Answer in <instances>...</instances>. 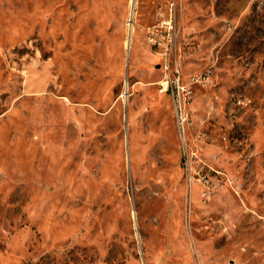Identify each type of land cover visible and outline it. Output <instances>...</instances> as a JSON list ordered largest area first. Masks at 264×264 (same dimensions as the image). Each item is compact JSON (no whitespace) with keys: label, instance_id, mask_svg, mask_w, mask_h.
Listing matches in <instances>:
<instances>
[{"label":"rangeland","instance_id":"374dc122","mask_svg":"<svg viewBox=\"0 0 264 264\" xmlns=\"http://www.w3.org/2000/svg\"><path fill=\"white\" fill-rule=\"evenodd\" d=\"M0 264H264V0H0Z\"/></svg>","mask_w":264,"mask_h":264},{"label":"built area","instance_id":"2783aa9c","mask_svg":"<svg viewBox=\"0 0 264 264\" xmlns=\"http://www.w3.org/2000/svg\"><path fill=\"white\" fill-rule=\"evenodd\" d=\"M146 29L145 40L154 53L161 57L160 66L163 77L158 81L160 89L168 92L174 106L177 128L185 134L190 124L187 106L192 102L197 85H211L214 71L204 67L184 77L178 61V25L172 13L164 14Z\"/></svg>","mask_w":264,"mask_h":264},{"label":"crops","instance_id":"0c3cea01","mask_svg":"<svg viewBox=\"0 0 264 264\" xmlns=\"http://www.w3.org/2000/svg\"><path fill=\"white\" fill-rule=\"evenodd\" d=\"M194 73V72H193ZM190 74H192V73H190ZM189 73H184L183 72V75H184V77H187V76H189L190 75ZM196 89V88H195ZM163 92V91H162ZM167 92V91H166ZM192 103V102H191Z\"/></svg>","mask_w":264,"mask_h":264},{"label":"bare ground","instance_id":"6f19581e","mask_svg":"<svg viewBox=\"0 0 264 264\" xmlns=\"http://www.w3.org/2000/svg\"><path fill=\"white\" fill-rule=\"evenodd\" d=\"M126 43V42H125ZM129 43V41L127 42V44ZM127 46H129V45H127Z\"/></svg>","mask_w":264,"mask_h":264}]
</instances>
